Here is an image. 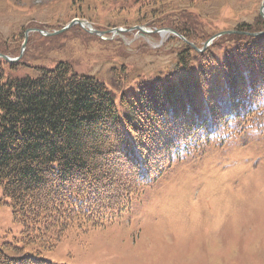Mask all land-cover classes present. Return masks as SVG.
Instances as JSON below:
<instances>
[{
  "label": "trees",
  "instance_id": "1",
  "mask_svg": "<svg viewBox=\"0 0 264 264\" xmlns=\"http://www.w3.org/2000/svg\"><path fill=\"white\" fill-rule=\"evenodd\" d=\"M258 24L236 30L261 32ZM169 27L197 48L209 38L187 20ZM221 38L225 46L203 53L182 42L172 70L118 99L66 62L30 78L7 77L2 64L18 65L0 60V188L25 245L101 229L174 159L205 141L264 132V34ZM0 264L52 263L0 249Z\"/></svg>",
  "mask_w": 264,
  "mask_h": 264
},
{
  "label": "rangeland",
  "instance_id": "2",
  "mask_svg": "<svg viewBox=\"0 0 264 264\" xmlns=\"http://www.w3.org/2000/svg\"><path fill=\"white\" fill-rule=\"evenodd\" d=\"M261 5L264 0H0V54L20 57L14 72L2 65L7 77L35 78L38 69L66 62L118 99L122 90L172 70L183 41L134 31L97 38L74 26L52 36L29 32L21 54L25 32L53 33L78 18L101 31H154L187 20L208 37L245 34L239 25L264 26ZM221 37L212 49L226 45ZM22 232L0 188V249L9 257L38 251L53 264H264V134L249 129L174 160L104 228L71 230L39 248L25 245Z\"/></svg>",
  "mask_w": 264,
  "mask_h": 264
},
{
  "label": "water",
  "instance_id": "3",
  "mask_svg": "<svg viewBox=\"0 0 264 264\" xmlns=\"http://www.w3.org/2000/svg\"><path fill=\"white\" fill-rule=\"evenodd\" d=\"M260 16H261V18L264 20V5H261V7H260ZM74 25H79V27L81 28V29H83L84 31H87V32H89L90 34H96V35H98V36H103V35H105V34H107V33H117V34H122V33H127V32H130V31H132V30H138V31H140L141 33H143V34H149V33H157V34H164V33H170V34H173V35H175V36H177V37H179L180 39H182V37L177 33V32H175L174 30H172V29H169V28H161V29H155L154 31H147V30H143V28H141V27H133V28H130V29H128V30H123V29H115V30H113V31H103V32H101V31H97V30H93V29H89V24L88 23H86L85 21H82V20H78V19H74L73 21H71L68 25H66L65 27H63L62 29H60L59 31H55V32H53V33H47V32H40V31H36V30H33V29H31V30H27L26 32H25V39H24V41H23V43H22V47H21V54L23 53V49H24V47H25V44H26V42H27V38H28V33L29 32H39L40 34H42V35H45V36H52V35H57V34H61L62 32H64V31H66V30H68V29H70L72 26H74ZM264 33V31L262 32V33H258V34H254L255 36H257V35H261V34H263ZM224 34H232L231 32H227V33H219V34H217V35H214V36H212V37H210L205 43H204V45H203V48H202V50H197V51H199V52H201V51H203V50H205V48L215 39V38H217V37H219V36H221V35H224ZM21 54H20V56H21ZM0 58H2L4 61H6V62H8V63H15L16 61H18V59L20 58V57H18V58H16V59H10V58H8L7 56H5V55H2V54H0Z\"/></svg>",
  "mask_w": 264,
  "mask_h": 264
},
{
  "label": "bare ground",
  "instance_id": "4",
  "mask_svg": "<svg viewBox=\"0 0 264 264\" xmlns=\"http://www.w3.org/2000/svg\"><path fill=\"white\" fill-rule=\"evenodd\" d=\"M164 36H165V35H162L161 37H163V38H164Z\"/></svg>",
  "mask_w": 264,
  "mask_h": 264
}]
</instances>
